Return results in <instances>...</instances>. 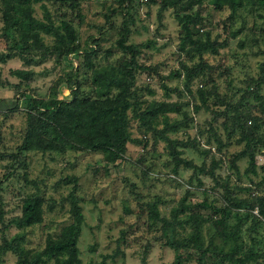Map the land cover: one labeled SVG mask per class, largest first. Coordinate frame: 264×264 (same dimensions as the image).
<instances>
[{
	"label": "rangeland",
	"instance_id": "rangeland-1",
	"mask_svg": "<svg viewBox=\"0 0 264 264\" xmlns=\"http://www.w3.org/2000/svg\"><path fill=\"white\" fill-rule=\"evenodd\" d=\"M186 1L179 0L180 3ZM195 1L197 3L188 12H196L202 19L198 32H208L210 38L224 43L215 55L205 53L199 60L196 56L187 58L188 55L177 52L178 27L170 9L158 15L156 5L141 8L133 2L121 5L120 0H88L80 1L76 9L69 11L44 0L40 2L46 6L55 25L59 17L70 23L81 50L93 46L89 56L93 68L114 64L127 57L114 45L119 30L125 25L128 29L125 43L138 51L137 62L154 69L136 74L135 86L142 90L140 101L151 98L178 101L180 112L192 118L185 126L166 134L182 143L193 142V147L175 146L180 152L179 157L205 168L210 167L211 160L217 161L218 165L213 168L215 178L227 182L231 187L230 194L236 200L251 201L255 196H264V183L260 182L262 174L257 168L255 174L243 172L247 166L246 156L233 160L243 148V142L238 141V129L228 131L230 112L216 116L213 121L212 114L223 110L225 105L234 107L240 102L242 105L238 110L260 118L256 134L264 139L261 123L264 122V108L256 107L257 103L250 98L241 99L245 84L248 79L257 78L258 64L264 59V10L238 8L230 16L226 8L213 9L209 0ZM38 4L32 7L33 16L39 19ZM41 36L47 46L54 41L51 35ZM7 46L8 43L0 39V54L7 52ZM72 59L58 63L48 59L25 66L16 57L0 62V241L18 232L7 221L19 214L23 197L36 193L43 201L41 222L21 233L25 249L41 250L47 235L55 237L70 222L66 196L73 183L63 180L74 178L73 193L82 215L76 241L79 264H171L175 254H178V264H230L215 257L229 250L230 240L224 243L218 238L209 222L194 228L187 221L192 204L204 200L219 206L215 193L222 192V188L215 187L210 178L192 173L191 169L178 166L173 172L164 143H153L146 134L143 137L135 131L134 124L130 125L131 137L145 141L144 148L140 143L127 144L123 156L113 163L107 162L101 153L74 151L60 154L25 152L19 161L10 157L19 144L24 127L25 96L31 94L43 100L51 97L67 99L66 80L71 79L70 85H73L74 75L82 93H90L92 86L89 71L82 67L83 55L74 54ZM200 62L202 65L195 69L196 75L187 84L189 92L182 76H170L175 70L182 72V67L192 68ZM13 69L33 72L26 87L22 83L15 87L18 81L10 75ZM160 83L169 90L163 93ZM199 85L210 91L213 87V93L209 91L207 96V109L200 108L192 114L190 101L192 97L198 104L194 91ZM260 85L259 94L264 102V82ZM145 89L152 90L153 96H147ZM218 97L222 98V103L216 101ZM168 119H180V114H169ZM221 122L226 123L224 127ZM208 128L224 144L219 151H215V141ZM262 153L264 146H256V166L261 164ZM153 200L157 202L162 218L169 219L171 209L176 210L173 240L182 249L174 252L167 247L161 236L160 223H149L144 204ZM47 204L53 206L50 211L44 209ZM246 210L247 205H244L235 212L242 215ZM208 212L207 207L198 209L199 214ZM227 222L238 224L232 215ZM251 225L250 217L242 220L237 232L240 239L236 241L241 242L242 248L251 245L252 251L256 252L264 248V226L258 224L249 231L247 228ZM198 251H205L201 263L197 261ZM14 262L13 254L0 252V264ZM244 264H264V255Z\"/></svg>",
	"mask_w": 264,
	"mask_h": 264
},
{
	"label": "trees",
	"instance_id": "trees-1",
	"mask_svg": "<svg viewBox=\"0 0 264 264\" xmlns=\"http://www.w3.org/2000/svg\"><path fill=\"white\" fill-rule=\"evenodd\" d=\"M40 1L0 0V39L8 43L7 52L0 54V62L16 57L24 66L39 64L48 59L58 63L67 59L73 61L72 55L81 53L84 60L82 67L89 71L88 77L92 89L90 93H82L79 89V82L74 75L72 78L73 85H70L71 79L66 80L69 95L67 99L51 97L43 100L31 94L25 96L23 102L24 127L19 144L15 147V152L9 154L10 157L14 161H19L25 152L60 154L74 151L101 153L107 162L113 163L123 156L127 144L139 145L140 143L142 149L144 148L145 141L141 142L131 137L130 125L134 124L135 131L143 137L146 134L150 136L153 143L155 141L164 143L167 155L172 162L173 172L178 166L191 169L192 173H200L210 178L215 187L222 188V192L215 193V198L220 201L219 206L212 201L206 203L204 200L192 204V212L187 220L194 228L209 222L218 238L224 243L230 240L229 250L219 256L215 255L218 261L224 260L230 264H244L250 260L255 261L257 257L264 255V248L253 252L251 245L242 248L241 242L237 243L236 241L237 238L240 239L237 232L242 220L250 217L252 225L247 228L249 231L253 230L255 225L264 226V196H255L251 201L236 200L230 194L231 187L228 186L227 182H220L214 176L213 168L218 165L217 161L211 160L210 167L205 168L179 157L180 152L176 150L175 146L193 147V142L182 143L180 140L168 138L166 134L175 131L181 125L185 126L192 118L187 117L185 112H180L181 103L178 101L169 102L154 98L146 102L140 101L139 97L142 90L135 86L136 74L143 71L150 72L154 69L137 62L138 51L132 45L125 43L128 33L127 27L125 25L121 27L114 44L127 57L120 58L114 64L93 68L89 62V56L93 52L90 47L93 46L81 50L76 43L75 32L70 23L59 17L58 24L55 25L46 6ZM44 1L56 5V8L64 7L72 11L76 9L80 1L88 0ZM120 2L123 5V2L130 4L132 1L120 0ZM37 3H39L38 7L41 10L39 19L33 16L32 6ZM154 3L151 4L154 5ZM196 3L195 0H187L183 3H180L179 0H160L155 5L158 15L165 9H170L172 12L178 27L177 52L188 55L187 58L196 56L199 60L201 55L205 53L215 55L217 50L224 46V43L218 42L215 38H210L208 32H198L202 19L196 12H188L191 6ZM209 3L215 10L228 9L230 16L238 8L248 7L252 10H264V0H209ZM145 7L150 6L146 5ZM41 35L53 36V43L47 46ZM201 65L202 62L192 68L182 67L184 69L182 72L175 70L170 76L174 78L182 76L184 87L189 92L187 84L196 75L195 69ZM72 71L73 74L76 73L75 69ZM10 75L18 81L15 87L21 83L26 87L33 72L31 70L13 69L10 71ZM70 75L72 76L71 73ZM263 82L264 59L258 64L257 78H250L245 84L244 96H241V99L250 98L257 103L256 107L264 108L263 97L259 94L260 84ZM200 86L194 91L198 104H195L191 97L192 114L200 108L207 109L205 104L207 96L210 92L213 93V87L210 91V89H202ZM160 89L163 93L169 90L161 83ZM144 93L147 96H153L152 90L145 89ZM216 99L219 103L223 102L222 98ZM241 105L240 102L234 107L225 105L223 110L212 114V121L216 120V116H223L225 112H230L228 131L231 133L238 129V141L243 142V148L234 155L233 160L246 156L247 166L243 172L255 174V168H257L262 174L260 182L264 183V153L261 154L262 161L259 166H256L254 162L256 146H264V139L256 134L260 118L243 114L242 110H238ZM169 114H180V119L169 120ZM247 120L249 123L246 122ZM261 123L264 125V122ZM225 124V122H221L223 127ZM208 131L215 141V151H219L224 144L219 142L210 128ZM231 166L235 168L232 163ZM63 181L73 183L72 189L66 196L69 201L70 222L63 226L55 237L47 235L41 250L25 249L23 247L24 235L21 233L24 229L41 222L43 201L38 194L23 197L20 202L19 214L7 221V224L17 229L18 232L0 241V252L7 251L13 254L15 256L14 264H47V261H50L49 264H79L76 241L82 215L77 204V198L73 193L75 179L64 178ZM198 185H200L199 182ZM243 190L245 191L246 188ZM156 203L153 200L144 204L147 219L151 225L156 222L160 223L161 236L165 238L164 244L176 252L182 249L173 240L176 210L171 209L169 219L162 218L158 214ZM244 205H247V210L242 215H238L235 211ZM52 207L51 204H47L44 209L50 211ZM200 207H207L208 214H199L198 209ZM253 210L256 214H252ZM230 215L238 224H228L227 219ZM204 254L205 251L197 252L199 263L203 261ZM186 255L190 254L186 253ZM171 264H178V254L173 256Z\"/></svg>",
	"mask_w": 264,
	"mask_h": 264
},
{
	"label": "built area",
	"instance_id": "built-area-1",
	"mask_svg": "<svg viewBox=\"0 0 264 264\" xmlns=\"http://www.w3.org/2000/svg\"><path fill=\"white\" fill-rule=\"evenodd\" d=\"M134 4L138 5L141 8H144L146 5H153L152 2H155L157 4L160 0H131ZM253 214H256L255 210L252 211Z\"/></svg>",
	"mask_w": 264,
	"mask_h": 264
}]
</instances>
